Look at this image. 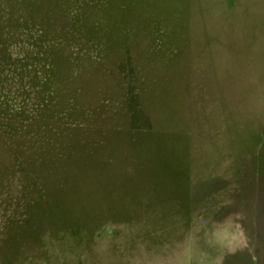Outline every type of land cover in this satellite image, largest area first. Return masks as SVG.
Masks as SVG:
<instances>
[{
    "label": "rangeland",
    "instance_id": "1",
    "mask_svg": "<svg viewBox=\"0 0 264 264\" xmlns=\"http://www.w3.org/2000/svg\"><path fill=\"white\" fill-rule=\"evenodd\" d=\"M0 264H264V0H0Z\"/></svg>",
    "mask_w": 264,
    "mask_h": 264
}]
</instances>
